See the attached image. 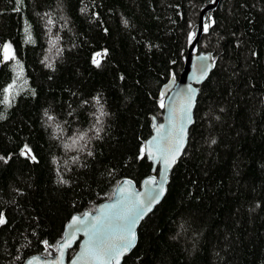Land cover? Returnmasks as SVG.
Segmentation results:
<instances>
[{
  "label": "trees",
  "instance_id": "1",
  "mask_svg": "<svg viewBox=\"0 0 264 264\" xmlns=\"http://www.w3.org/2000/svg\"><path fill=\"white\" fill-rule=\"evenodd\" d=\"M212 1L0 0V264L157 173L141 149ZM195 51L214 64L186 144L120 264H264V0H218Z\"/></svg>",
  "mask_w": 264,
  "mask_h": 264
},
{
  "label": "water",
  "instance_id": "2",
  "mask_svg": "<svg viewBox=\"0 0 264 264\" xmlns=\"http://www.w3.org/2000/svg\"><path fill=\"white\" fill-rule=\"evenodd\" d=\"M217 1L214 0L206 4L200 10L198 29L188 46L183 67L177 78H170L161 88L162 116L160 120L152 118V132L144 141V152L147 158L152 161L153 170L158 166L157 173L143 177L138 186L130 179L120 180L111 198L98 203L92 211L86 210L80 214L71 215L64 225L62 238L50 255H30L24 264H120L124 255L134 246L139 222L153 210L166 192L170 170L183 152L188 129L193 122L198 86L208 77L213 67L214 62L210 52H193V48L202 30L204 12L214 7ZM177 151L178 154L175 155V160L172 162V156ZM165 161H169L170 166L166 165ZM161 185L164 188L163 195L159 196L149 210L144 211L132 227L135 238L127 251H123L119 256L114 253L112 255L86 253V247L95 248V243L90 241V236L96 229L102 230L103 237L110 245L120 247L124 243L121 237H127L125 214L136 212L144 207L140 202L143 201L144 204H147L148 199L159 191ZM73 217L78 218L82 223H73ZM94 225L95 227H93ZM73 234L74 239H72ZM69 240L71 243L62 247ZM75 242H78V247L67 258V249L72 247Z\"/></svg>",
  "mask_w": 264,
  "mask_h": 264
},
{
  "label": "snow or ice",
  "instance_id": "3",
  "mask_svg": "<svg viewBox=\"0 0 264 264\" xmlns=\"http://www.w3.org/2000/svg\"><path fill=\"white\" fill-rule=\"evenodd\" d=\"M49 23H51V21H49ZM29 39H30V37H29ZM9 51H10V45L5 44L4 45V52H5L4 59L5 60L12 58L9 55ZM97 55H100V54L97 53ZM94 62L99 63V61H96V60H94ZM10 87L11 86H9V88ZM5 91H8V89H6ZM161 106L163 107V104ZM101 115H103V113H101ZM49 119H51V117H49ZM97 119H99V118H97ZM182 131H183V129H182ZM83 139H84V135H80L79 137H77V139H74L71 144L65 145V147L66 148H72V147L76 146V144L78 143V140H83ZM29 151L30 150H27V146H25V150L22 151V154L27 155ZM143 152H144V149L142 148L141 153L143 154ZM177 154H178V151H177V153H175L172 156V162H174L175 155H177ZM31 158L33 160L35 159V157H31ZM165 163H166V165L170 166L169 161H165ZM163 192H164V188L161 185L159 187V191H157L154 195H151L150 199H148L147 204H144L143 201L140 202L142 205H144V207H141L136 212H129V213L125 214L124 218L127 221V227L125 229L127 231V237L126 238L121 237V239L124 240V243L120 247L117 248L113 245H110L105 240V238L103 237L102 230L96 229V231L93 232L92 236H90V241H94L95 248H87L86 247V253L91 254V255H102V254L112 255L114 253L116 256H119L123 251H127L128 247L131 246V244L135 238V234L132 231V227L135 225L137 220L143 215L144 211L149 210L151 205L158 200L159 196L163 195ZM4 223H6L4 215H3V213H0V225H2ZM73 223H82V221H79L78 218L73 217ZM93 227H95V225ZM74 238H75V236L73 234L72 239H74ZM45 243H47V242H45ZM70 243H71V240L67 241L66 244L63 245L62 247H65Z\"/></svg>",
  "mask_w": 264,
  "mask_h": 264
}]
</instances>
